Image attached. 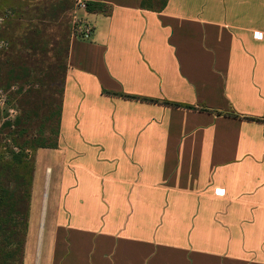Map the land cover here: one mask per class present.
<instances>
[{
	"label": "crops",
	"instance_id": "0c3cea01",
	"mask_svg": "<svg viewBox=\"0 0 264 264\" xmlns=\"http://www.w3.org/2000/svg\"><path fill=\"white\" fill-rule=\"evenodd\" d=\"M32 1L0 4L58 0ZM85 1L106 12L86 39L65 15L37 264H264V0Z\"/></svg>",
	"mask_w": 264,
	"mask_h": 264
},
{
	"label": "rangeland",
	"instance_id": "374dc122",
	"mask_svg": "<svg viewBox=\"0 0 264 264\" xmlns=\"http://www.w3.org/2000/svg\"><path fill=\"white\" fill-rule=\"evenodd\" d=\"M3 5L0 4V15L3 16L0 22V86L8 89L10 84L12 88L6 105L0 111V195L2 189L13 193L5 197L7 207L0 212V256L16 253L14 264H37L43 237V234L41 237L38 234L40 175L43 174L44 162L52 164L55 155L49 147L43 148L44 153H41L38 149L42 148L25 146L20 162H15L11 152H20V145L33 138L46 144L54 140L56 117L50 114L58 103L64 52L53 59L52 49L63 50L65 47L67 33L64 20L67 16L40 23L37 17L31 16L35 13L33 9L22 8L20 3L18 8H4ZM35 5H40V2ZM7 27L12 28L13 35L24 36V39L14 36L12 51L8 49L10 40H5L10 33ZM60 36L62 39L57 41ZM26 37L31 39L26 40ZM7 107L14 110L9 117L5 111ZM17 117L21 118L18 126L15 124ZM6 122L13 126L5 127ZM51 174L54 182V170ZM49 187L52 189V185Z\"/></svg>",
	"mask_w": 264,
	"mask_h": 264
},
{
	"label": "trees",
	"instance_id": "16d2710c",
	"mask_svg": "<svg viewBox=\"0 0 264 264\" xmlns=\"http://www.w3.org/2000/svg\"><path fill=\"white\" fill-rule=\"evenodd\" d=\"M152 1L153 0H141V6L142 7L150 6V4H152ZM166 1L167 0H154L153 2H158L159 6L157 8L161 9L165 6ZM74 2H75L74 0H70V1L69 0H58L56 3H51V2L45 3L42 5L41 8L37 7L38 5H36V6H32L33 8H26V9H33L35 11V13H33L31 16H33L34 18L37 17L41 21H47V20H53V19L55 20V19L59 18L61 15L63 17L66 15V13L68 14V12H71V8L69 10V7H73ZM16 8H18V7H16ZM86 10L106 12V6L102 3H99V2H86ZM67 27L69 28V23H68ZM70 27L72 29V33L75 34L76 36H78L79 33L82 32V31H80L81 28L79 26H77V24L71 23ZM27 37H30V36H27ZM27 37H26V40L31 39V38H27ZM28 42H30V41H28ZM32 45H34V44H32ZM66 50H67L66 46L63 48V50H61L60 48H57V47L53 48L52 49V57H54L53 59H55V57H57V56H60L62 51H63L64 52L63 63L65 64L64 59H65V51ZM64 64H63V67H64ZM63 69L64 68H62V70ZM10 72H13V69H11ZM10 86L11 85L8 84L7 87H10ZM1 87H4V86H1ZM59 92H61V89H59ZM114 94L120 95V96L125 97V98H134V99H140V100L149 101V102H160L159 100L147 98V97L132 96V95L124 94V93H114ZM161 103H163L165 105H170V106H180V104H178V103L169 102V101H165V100L161 101ZM185 107L189 108L190 106L186 105ZM199 109L207 110V108H204V107H201ZM59 110H60V105L57 104L56 110H54L53 113L50 114L51 116L56 117L53 142L50 144H46V142H44L43 140L39 141V140H35L34 138L30 141H26V142H24V144L20 145V148H21L20 152H18V153L11 152L12 156H13L12 157L13 161H15V162L19 161L20 162L21 157L23 156V150H24L25 146L26 147L30 146L32 148H48V147L49 148H56L57 147L56 139H57L58 128H59V115H60ZM20 122H21V118L17 117L15 119L16 126H18L20 124ZM11 125H12V123H9V122H6L4 124L5 127H10ZM10 193H13V191H11L9 189H2V192L0 195V212L5 206L7 207V204H5L4 201H5V197L8 196ZM8 197H10V196H8ZM12 225L13 224H11V226ZM14 257H16V253H13V255L10 254L7 257L4 255L0 256V264H14V262L17 260V259L14 260Z\"/></svg>",
	"mask_w": 264,
	"mask_h": 264
},
{
	"label": "built area",
	"instance_id": "2783aa9c",
	"mask_svg": "<svg viewBox=\"0 0 264 264\" xmlns=\"http://www.w3.org/2000/svg\"><path fill=\"white\" fill-rule=\"evenodd\" d=\"M79 11H82V12L87 11L85 0H75L73 7L71 9L70 16H71L72 24H77V26L81 28L80 31L82 32H80L78 36L86 39L90 36V33L92 32V26L88 22H86L83 16L80 15ZM2 19H3V16L0 15V22ZM11 88L12 86H10L8 89H5L4 87L0 86V111L6 105V102L8 100V93ZM5 111L7 112V117L11 116L12 113H14V110L10 107L5 108Z\"/></svg>",
	"mask_w": 264,
	"mask_h": 264
}]
</instances>
